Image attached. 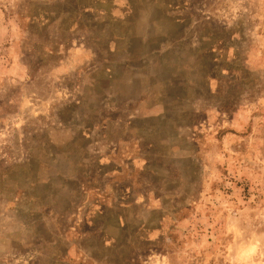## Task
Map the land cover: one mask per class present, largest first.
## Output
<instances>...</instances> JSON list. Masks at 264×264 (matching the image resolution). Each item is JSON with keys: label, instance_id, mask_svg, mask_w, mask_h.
I'll use <instances>...</instances> for the list:
<instances>
[{"label": "rangeland", "instance_id": "1", "mask_svg": "<svg viewBox=\"0 0 264 264\" xmlns=\"http://www.w3.org/2000/svg\"><path fill=\"white\" fill-rule=\"evenodd\" d=\"M0 264H264V0H0Z\"/></svg>", "mask_w": 264, "mask_h": 264}, {"label": "crops", "instance_id": "2", "mask_svg": "<svg viewBox=\"0 0 264 264\" xmlns=\"http://www.w3.org/2000/svg\"><path fill=\"white\" fill-rule=\"evenodd\" d=\"M134 160V159H133ZM113 162H116L115 160H112ZM138 161H140L138 158L134 160V164H138ZM107 176H111L112 179H115L114 175H112L109 171H106Z\"/></svg>", "mask_w": 264, "mask_h": 264}]
</instances>
